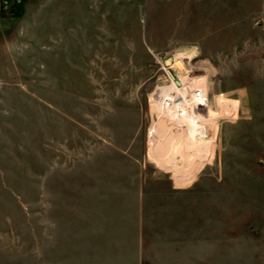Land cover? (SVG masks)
Returning a JSON list of instances; mask_svg holds the SVG:
<instances>
[{
	"label": "rangeland",
	"instance_id": "rangeland-1",
	"mask_svg": "<svg viewBox=\"0 0 264 264\" xmlns=\"http://www.w3.org/2000/svg\"><path fill=\"white\" fill-rule=\"evenodd\" d=\"M180 53L209 132L161 166ZM0 264H264V0H0Z\"/></svg>",
	"mask_w": 264,
	"mask_h": 264
},
{
	"label": "bare ground",
	"instance_id": "bare-ground-1",
	"mask_svg": "<svg viewBox=\"0 0 264 264\" xmlns=\"http://www.w3.org/2000/svg\"><path fill=\"white\" fill-rule=\"evenodd\" d=\"M192 58H193V56L190 54L186 56V55H184V53H182V54L180 53L179 56H177L175 58L173 57L172 59L169 60V62L166 64V66L168 67L166 70H167V72L169 74V78L171 80V86L166 87V88L160 87L159 92H157L155 94V97L152 99V102H153L152 106H154L156 108L162 107L161 105H162V101H163V104H164L163 106L165 107V109H163L164 110L163 113H161V115L159 117V118L163 117V119L161 118L162 125L160 127V132H161L160 134H161V138L164 137V140H166V138H167V140L169 142H168V145L164 146L163 151L159 152V154L156 157L157 158L156 162L161 166H164L165 161L169 157L172 158V156L175 154V151L179 150V149L190 150V154H191L190 156L191 157H193V156L199 157V158L202 157V150L200 148V144L194 143V141L192 140V136L198 137V139L201 141L202 140L204 141L207 138L206 135L209 132V129H207L206 126H207L208 122L207 123L205 122V119L201 113L202 111L206 110V108H207L206 105L203 107V109L198 108L197 111L194 110L193 108H188L186 110L183 109L179 113H177L170 106H167L166 102H165L169 98H172V95L170 93L172 91L173 92L178 91L179 87H181V85L183 87L185 86V88H190L192 90L199 86V88L203 90L204 96L206 98L205 89L202 86H200V85H203V84H201L203 82V80H192V78L190 77L189 74L186 75L187 71L183 67L181 68L182 62H184V60H189ZM179 60H181V61H179ZM173 70H175V72ZM170 73L172 74L173 77L170 75ZM175 80H178L180 85H177ZM167 95H169V96H167ZM164 96L166 98H164ZM213 118H218V116L213 117ZM209 120L210 119H208V121ZM212 124H214V123H212ZM157 131H158V129H157ZM176 138H178V139H176ZM177 140L181 141V144L177 145L178 147H175L174 144L176 143ZM199 140H197V141H199ZM154 152H156V151H154L152 148L150 153L152 154ZM156 153H158V152H156ZM184 159L188 160V157L184 158ZM189 164H191V163H189ZM191 170H192V168H191ZM181 171H183V170H181Z\"/></svg>",
	"mask_w": 264,
	"mask_h": 264
},
{
	"label": "built area",
	"instance_id": "built-area-1",
	"mask_svg": "<svg viewBox=\"0 0 264 264\" xmlns=\"http://www.w3.org/2000/svg\"><path fill=\"white\" fill-rule=\"evenodd\" d=\"M170 94L172 98L166 100V105L170 106L177 113L188 108H193L196 111L198 108L203 109L207 101L203 90L197 87L192 90L181 85L178 91H172Z\"/></svg>",
	"mask_w": 264,
	"mask_h": 264
},
{
	"label": "water",
	"instance_id": "water-1",
	"mask_svg": "<svg viewBox=\"0 0 264 264\" xmlns=\"http://www.w3.org/2000/svg\"><path fill=\"white\" fill-rule=\"evenodd\" d=\"M170 59H167L165 60V64H167L169 62ZM170 75L172 76V74L170 73ZM173 77V76H172ZM176 84L177 85H180L179 81L178 80H175Z\"/></svg>",
	"mask_w": 264,
	"mask_h": 264
}]
</instances>
